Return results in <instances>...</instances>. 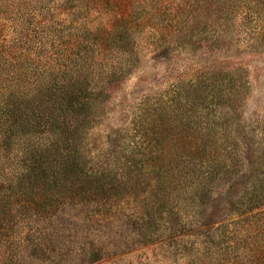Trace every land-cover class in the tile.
<instances>
[{"label":"rangeland","instance_id":"rangeland-1","mask_svg":"<svg viewBox=\"0 0 264 264\" xmlns=\"http://www.w3.org/2000/svg\"><path fill=\"white\" fill-rule=\"evenodd\" d=\"M233 1L0 0V264H264V0Z\"/></svg>","mask_w":264,"mask_h":264},{"label":"trees","instance_id":"trees-1","mask_svg":"<svg viewBox=\"0 0 264 264\" xmlns=\"http://www.w3.org/2000/svg\"><path fill=\"white\" fill-rule=\"evenodd\" d=\"M223 1L225 2L223 3L224 14L227 17V13L230 10H233V5L235 4V2L233 0H223ZM242 72H244L242 68H235L233 70H228V71H220L218 77L221 78V81L219 84L222 85L223 87L220 86L219 92L217 93V96H216L220 104L228 105L231 103L239 102L240 97L242 95V93L240 92L241 91L240 85L242 84L240 83L239 75ZM214 75H215L214 71H205L199 76L200 80L198 81V84L197 82H190V83L188 82V83H183V84H189L191 87H197L195 91H198L201 93L203 88L207 89L209 86L212 85L210 80H212ZM215 93L216 92H212V94H207V95H211L213 97L215 96ZM196 95H199V94H196ZM207 95L205 97H207ZM195 106L196 108H199L197 104ZM200 165H201V162H200Z\"/></svg>","mask_w":264,"mask_h":264}]
</instances>
